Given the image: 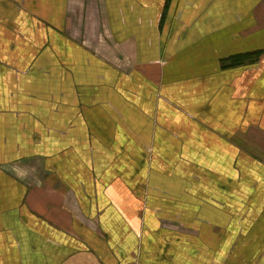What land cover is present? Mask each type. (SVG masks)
Masks as SVG:
<instances>
[{
  "label": "crops",
  "instance_id": "crops-1",
  "mask_svg": "<svg viewBox=\"0 0 264 264\" xmlns=\"http://www.w3.org/2000/svg\"><path fill=\"white\" fill-rule=\"evenodd\" d=\"M0 264H264V0H0Z\"/></svg>",
  "mask_w": 264,
  "mask_h": 264
},
{
  "label": "trees",
  "instance_id": "trees-1",
  "mask_svg": "<svg viewBox=\"0 0 264 264\" xmlns=\"http://www.w3.org/2000/svg\"><path fill=\"white\" fill-rule=\"evenodd\" d=\"M248 57V58H247ZM251 59L252 58V56H237V57H235V58H233L232 60H231V63L232 64H237V63H240V62H242L243 60H245V59Z\"/></svg>",
  "mask_w": 264,
  "mask_h": 264
}]
</instances>
